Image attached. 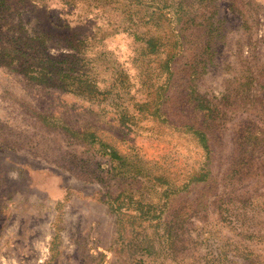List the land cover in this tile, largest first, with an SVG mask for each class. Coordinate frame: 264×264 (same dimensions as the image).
Here are the masks:
<instances>
[{"label": "rangeland", "instance_id": "obj_1", "mask_svg": "<svg viewBox=\"0 0 264 264\" xmlns=\"http://www.w3.org/2000/svg\"><path fill=\"white\" fill-rule=\"evenodd\" d=\"M3 1L0 264H264V0Z\"/></svg>", "mask_w": 264, "mask_h": 264}, {"label": "trees", "instance_id": "obj_2", "mask_svg": "<svg viewBox=\"0 0 264 264\" xmlns=\"http://www.w3.org/2000/svg\"><path fill=\"white\" fill-rule=\"evenodd\" d=\"M3 8L4 1L0 0V10ZM152 40L153 39H147L145 41L147 48H149V53L154 51ZM37 46L42 45L38 43ZM69 49L72 50L74 48L72 47ZM44 50L45 49L41 48L42 52H44ZM42 56L43 60L36 66L19 65V72L27 81L40 86L55 87L91 102L95 101L96 97L102 94V92L96 87L94 81L86 72H83L82 69L75 70L72 66H63L65 63H68L66 59L55 60L45 53ZM193 132L194 135L199 138L201 148L206 152L207 145L205 139L200 132L194 130ZM109 155L111 158L115 157L114 153H109ZM204 178L205 174H200L199 176L194 177L193 180L203 181Z\"/></svg>", "mask_w": 264, "mask_h": 264}]
</instances>
